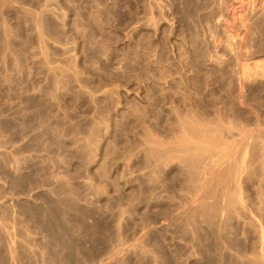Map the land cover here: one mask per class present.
Returning a JSON list of instances; mask_svg holds the SVG:
<instances>
[{
	"label": "rangeland",
	"instance_id": "1",
	"mask_svg": "<svg viewBox=\"0 0 264 264\" xmlns=\"http://www.w3.org/2000/svg\"><path fill=\"white\" fill-rule=\"evenodd\" d=\"M8 3L0 55L4 17L37 67L0 125V264H264V0ZM45 10L71 52L39 40ZM43 63L79 70L50 106Z\"/></svg>",
	"mask_w": 264,
	"mask_h": 264
},
{
	"label": "bare ground",
	"instance_id": "2",
	"mask_svg": "<svg viewBox=\"0 0 264 264\" xmlns=\"http://www.w3.org/2000/svg\"><path fill=\"white\" fill-rule=\"evenodd\" d=\"M8 0H0V7H3V6H8ZM9 5H11V4H9ZM42 15H40L39 17H38V15H37V17L38 18H36V20L34 19V21H35V26H36V29L35 30H37V34H39L40 35V37L39 38H41V39H39L40 41L42 40H44V41H46V42H48L47 44H49V46H50V44L52 43V45H60V47L62 46V47H64L63 49H64V52H62V53H64V54H67V53H69V52H71V50H72V47H66L67 45L64 43V41H66L65 39H67V37L65 38L64 37V27H65V24L67 23L66 22V20H64L63 18L66 16H64V17H62L61 15H60V13L59 12H57V11H53V10H50V11H43L42 13H41ZM62 15H64V14H62ZM66 18V17H65ZM27 19V18H26ZM1 22H2V30H3V39H2V44H3V49H4V52L2 53V55H0V62L2 63V68H0V125H2V126H9L10 124H11V118L13 117H11V118H8V116H7V114L5 113L6 112V109L9 107V105L10 104H12V103H17V101L16 102H14L16 99H20L21 98V95H23L22 93V87L20 86V81L21 80H23V79H25V78H30V76H31V74H32V70H34L36 67H34L33 65V67L34 68H30V69H28L27 68V63L29 62H27V60H28V58H26V60H24L22 57H25L23 54L25 53H23L21 50H22V47L20 46V49L21 50H19V48H17V50H15V48H14V46H15V44L13 43V40L15 39V37H17L18 35H16V34H14L13 33V30L9 27V25H7V22H6V19L4 18V17H2L1 18ZM24 21H26L27 22V20H24ZM64 21L66 22V23H64ZM25 23V22H24ZM28 23V22H27ZM26 23V24H27ZM27 34V33H26ZM24 37H26V36H24ZM25 39V38H24ZM16 41V40H15ZM14 41V42H15ZM41 41V42H42ZM43 41V42H44ZM1 43V42H0ZM21 43V42H20ZM45 43V42H44ZM70 43V42H69ZM14 44V45H13ZM23 45V44H22ZM27 45V44H26ZM64 45H66V46H64ZM47 46V45H46ZM45 45H44V47H45V49L48 47H46ZM24 48H25V46H23ZM44 47H43V50L44 51H47L48 49H49V47H48V49L47 50H45L44 49ZM56 47V46H55ZM23 48V49H24ZM52 48V47H51ZM57 48H59V47H56V49ZM25 50V49H24ZM1 51H3V50H1ZM7 51H10V53L12 54V56H13V60H11L12 58V56L10 57L11 59V66H8L9 65V63L6 65V61H8V59H7V56H5V54L7 53ZM26 51V50H25ZM49 51H50V49H49ZM58 52V51H57ZM73 52V51H72ZM9 53V52H8ZM8 53H7V55H8ZM23 53V54H22ZM46 53H48V52H46ZM26 55V54H25ZM68 55H70V56H67V55H65V56H67V57H65L64 56V58H63V61H64V63H65V65L66 66H68V65H70V67H73V66H75L76 67V65H73V64H71L74 60H73V54L71 55V54H68ZM5 57H6V61H5ZM73 60V61H72ZM29 64H30V62H29ZM43 64H45V65H47V63H43ZM68 64V65H67ZM45 65H43V66H45ZM71 65H73V66H71ZM42 66V67H43ZM56 66H60V65H56ZM64 66V65H63ZM66 66L65 67H62V66H60L61 67V69H55V67L54 68H52V69H50V67L51 66H49L48 67V65L46 66V67H48L49 69H48V72H46V67H45V72L47 73V77L46 78H42V77H44L43 75H44V73L42 74V76H41V79H40V77L38 76V75H41L40 73L37 75V77L36 78H34V79H37L38 77H39V81L37 80H32V82L30 83V87H31V89H32V97L34 98V100L35 99H37V97H39L37 100L39 101V105H41L40 103H45V106H50V102H49V104H48V101L50 100V98H52V96L53 95H55V93H58V91L61 89V88H64V87H66L65 86V84L66 85H68L67 83H69V82H67V83H65L66 81H70V76L72 75V77H71V79L72 80H74V77H73V74H74V76L76 75L75 73L77 72V71H79V70H76L77 68H74L73 70L70 68V67H68V69L67 70H69V68L71 69V70H69V71H67L66 69H62V68H66ZM28 67H31V66H28ZM41 67H39V69H40ZM41 70V69H40ZM74 70H76V72L74 71ZM72 71V72H71ZM74 71V72H73ZM36 72H40V71H36ZM77 74H78V72H77ZM81 75V73L79 74V75H77L78 77ZM34 76V75H33ZM77 76H76V82L78 81V83H80V82H82L81 80H83V79H79V78H77ZM35 77V76H34ZM78 79V80H77ZM17 80V81H16ZM80 80V81H79ZM90 79H88V82H90L89 81ZM19 81V82H18ZM28 81V80H27ZM71 82V81H70ZM84 82H86L85 84H83L84 85V87L86 86V84H88L87 83V80H85ZM93 82V81H92ZM21 83H23L24 85H25V83L27 84V82H25V80H24V82L22 81ZM72 83H73V81H72ZM77 83V84H78ZM22 84V85H23ZM76 84V85H77ZM26 86V85H25ZM29 86V85H28ZM27 86V87H28ZM64 86V87H63ZM78 86H79V88L80 89H82V85L81 84H78ZM81 86V87H80ZM89 86V85H88ZM74 88V87H73ZM89 87H87L85 90H87ZM90 88H91V86H90ZM65 90H67L66 88H65ZM25 91V90H24ZM28 91V90H27ZM68 91V90H67ZM88 91V90H87ZM86 91V92H87ZM60 92H64L63 90H60ZM77 92V91H76ZM80 92H81V90H80ZM92 92H94V91H92ZM92 92L90 93H86L84 96H85V98H86V100L90 103V106H89V109L90 110H92V111H94V110H96L95 109V107H96V105H95V102L97 103V101H95V96L94 95H96V94H92ZM25 93H27V92H25ZM72 93V92H71ZM73 94V93H72ZM75 94V93H74ZM73 94V95H74ZM26 95V94H25ZM28 95V94H27ZM78 95V94H77ZM59 96H60V94H59ZM81 96H82V93H81ZM27 97V96H26ZM64 97V96H63ZM32 98V99H33ZM23 99H24V97H23ZM28 100H30V98H27ZM69 99H71V98H69ZM74 99H76V98H74ZM33 100V101H34ZM25 101V100H24ZM32 101V100H31ZM37 101V102H38ZM65 101V100H64ZM71 101V100H70ZM12 102V103H11ZM22 103H23V101H21ZM20 102V103H21ZM25 102H28V101H25ZM58 102V101H57ZM18 103H19V101H18ZM29 103V102H28ZM46 103H47V105H46ZM61 104L63 103V102H60ZM13 105V104H12ZM21 105V104H20ZM23 105V104H22ZM36 105V104H35ZM44 105V104H43ZM42 105V106H43ZM63 105V104H62ZM82 105V104H81ZM65 106H68V105H65ZM20 107V106H19ZM63 107V106H62ZM78 107H81V106H78ZM10 108H12V107H10ZM16 107H14V109H15ZM65 108H67V107H65ZM64 108V109H65ZM69 108V107H68ZM13 109V110H14ZM20 109H23V108H20ZM26 109V108H25ZM29 110H30V108H28ZM36 109V108H35ZM44 109V108H43ZM70 109H72V108H70ZM81 109H83V111H84V106H82L81 107ZM80 109V110H81ZM86 109V108H85ZM88 109V110H89ZM98 109V108H97ZM29 110H28V114H29ZM37 110H38V107H37ZM67 110V109H66ZM75 110V109H74ZM79 109L77 108V111H78ZM16 111V110H15ZM33 111V110H32ZM39 111V110H38ZM42 111V110H41ZM65 111V110H64ZM67 111H70V110H67ZM97 111V110H96ZM85 112V111H84ZM84 112H82V113H84ZM91 112V111H90ZM22 113H24V112H22ZM74 113V112H73ZM15 114V113H14ZM17 114H18V112H17ZM31 114V113H30ZM79 114H81V113H79ZM79 114H77V115H79ZM93 114V113H92ZM32 115V114H31ZM43 115V114H42ZM67 115H68V113H67ZM88 115V114H87ZM95 115V114H94ZM97 115V114H96ZM10 116V115H9ZM33 116V115H32ZM41 116V115H40ZM43 117V116H42ZM83 117V116H82ZM85 117V116H84ZM87 117H89L90 118V115L89 116H86L85 118H87ZM13 118H15V117H13ZM37 118V117H36ZM93 118H94V116H93ZM96 118V117H95ZM40 119V118H39ZM65 119H66V117H65ZM64 120V119H63ZM62 120V121H63ZM89 120V119H88ZM93 121V120H92ZM12 123H14V122H12ZM15 123H16V121H15ZM94 123H96L95 122V120H94ZM52 124V123H51ZM56 124V123H55ZM58 124H60L59 122H58ZM57 124V125H58ZM68 124V123H67ZM81 124V123H80ZM92 124H93V122H92ZM48 125V124H47ZM54 125V124H53ZM61 125V124H60ZM64 125H66V122H65V124ZM70 125V126H69ZM5 126V127H6ZM11 126V125H10ZM62 126H63V124H62ZM61 126V127H62ZM67 126V125H66ZM68 128H69V131L70 132H66V134L65 135H68L69 136V134H67V133H71L72 135H73V138L75 137V139H78V138H82V139H85V141L83 140V142L85 143L86 142V145L85 146H83V145H81V146H83L85 149V154H87L86 152H94L93 151V149H94V140H93V136H94V132H93V129L92 128H89L87 131H85V132H82L81 130H80V125H79V123L78 122H74V123H72V124H68ZM93 127H94V125H92ZM51 127V126H50ZM54 127V126H53ZM57 127V126H56ZM60 127V128H61ZM65 127V126H64ZM8 128V127H7ZM7 128H5V129H7ZM59 128V130H61ZM67 128V127H66ZM4 129V128H3ZM10 129V128H9ZM47 130H48V128H46ZM45 129V130H46ZM53 129V128H52ZM55 129H57V128H55ZM49 130H50V128H49ZM48 130V131H49ZM67 130V129H66ZM95 130V129H94ZM58 131V130H57ZM68 131V130H67ZM51 132V131H50ZM49 132V133H50ZM61 132V131H60ZM52 134H54L53 132H52ZM58 134V133H57ZM56 134V135H57ZM60 135V134H59ZM62 136V135H61ZM64 137V136H63ZM71 137V136H70ZM67 139H69V138H67ZM81 139V140H82ZM69 141V140H68ZM80 141V140H79ZM78 142V141H77ZM75 143V142H74ZM80 143V142H79ZM77 145H78V143H77ZM67 146V145H66ZM73 146V145H72ZM75 146V145H74ZM76 147V146H75ZM70 148V147H69ZM79 148V147H78ZM73 149V148H72ZM75 150V149H74ZM78 150H80V149H78ZM83 150V151H84ZM77 151V150H76ZM80 151H82V150H80ZM81 154V153H80ZM63 184H61V186H62ZM64 186H66V185H64ZM60 187V186H59ZM62 192H63V186H62V190H61Z\"/></svg>",
	"mask_w": 264,
	"mask_h": 264
}]
</instances>
